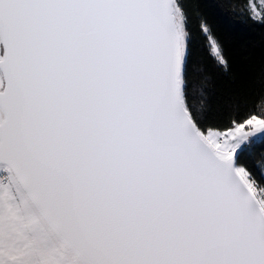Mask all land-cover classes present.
I'll list each match as a JSON object with an SVG mask.
<instances>
[{
    "label": "snow or ice",
    "instance_id": "snow-or-ice-1",
    "mask_svg": "<svg viewBox=\"0 0 264 264\" xmlns=\"http://www.w3.org/2000/svg\"><path fill=\"white\" fill-rule=\"evenodd\" d=\"M197 15L0 0V264H264V118L232 130L193 83L210 59L264 94V53L234 65Z\"/></svg>",
    "mask_w": 264,
    "mask_h": 264
},
{
    "label": "trees",
    "instance_id": "trees-1",
    "mask_svg": "<svg viewBox=\"0 0 264 264\" xmlns=\"http://www.w3.org/2000/svg\"><path fill=\"white\" fill-rule=\"evenodd\" d=\"M188 4L193 33L198 35L201 30V20L197 15L199 9L223 44L225 55L234 65L253 58L258 60L264 53V27L254 25L241 15L245 0H188ZM205 63L211 73L209 82L203 84L199 76H194L193 83L198 90L202 86L208 88L217 121L234 126L233 120L237 118L243 122L251 115L264 117V94L261 89L246 79L232 81L230 77H221L212 68L210 59H206ZM223 125L221 130H226ZM259 151L264 153V147H260Z\"/></svg>",
    "mask_w": 264,
    "mask_h": 264
},
{
    "label": "rangeland",
    "instance_id": "rangeland-1",
    "mask_svg": "<svg viewBox=\"0 0 264 264\" xmlns=\"http://www.w3.org/2000/svg\"><path fill=\"white\" fill-rule=\"evenodd\" d=\"M257 117L258 118H264L263 116H258L257 115ZM232 130H234V126L232 127ZM252 129H251V126H249V125H245V129H242V131H251Z\"/></svg>",
    "mask_w": 264,
    "mask_h": 264
}]
</instances>
